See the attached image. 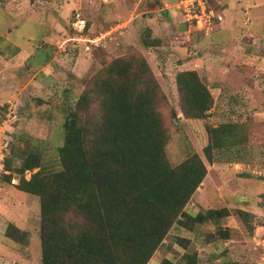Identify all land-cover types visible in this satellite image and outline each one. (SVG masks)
Returning <instances> with one entry per match:
<instances>
[{
    "label": "rangeland",
    "instance_id": "obj_1",
    "mask_svg": "<svg viewBox=\"0 0 264 264\" xmlns=\"http://www.w3.org/2000/svg\"><path fill=\"white\" fill-rule=\"evenodd\" d=\"M147 1L129 0L139 6L135 17L126 13L128 0L116 1L121 14L116 18L106 14L113 0H0V147L7 145L5 166L14 171L21 166L22 155L33 150L42 156L44 169H60L57 149L64 142L66 115L90 80L116 58L141 53L165 95L160 111L169 132L166 152L173 166L191 152L205 159L209 128L231 123L237 136L245 137L244 142L217 154L216 167L208 164L209 181L216 183L208 186L223 189L222 196L212 195L205 199L209 202L193 199L186 207L190 213L227 209L229 216L220 227L232 237L215 240L219 226L214 224L196 225L190 231L176 223L148 264H180L186 252H196L201 264L222 260L264 264V68L258 69L257 63L235 67L228 61L222 67L224 75L215 72L220 78L201 76L210 87L214 105L207 119L187 120L175 78L180 71L194 70L199 56L196 45L205 34L193 26L186 33L179 31L174 18H184L178 0H161L168 4L165 12L164 7L154 3L151 7ZM214 1L211 6L219 14ZM75 12L84 14L91 36L111 33L112 37L86 51L71 40ZM146 33L160 39V45L144 48L141 40ZM251 112L263 116L253 119ZM38 170L28 171L26 179ZM9 175L4 168L0 177V264H42L40 199L17 188L18 174ZM238 198L248 201L238 202ZM240 208L259 219L246 224L238 214ZM10 225L19 227L20 233L12 232L17 242L7 235ZM180 238L190 241L187 248L179 243Z\"/></svg>",
    "mask_w": 264,
    "mask_h": 264
},
{
    "label": "trees",
    "instance_id": "obj_2",
    "mask_svg": "<svg viewBox=\"0 0 264 264\" xmlns=\"http://www.w3.org/2000/svg\"><path fill=\"white\" fill-rule=\"evenodd\" d=\"M147 3L162 7L161 0ZM141 42L152 49L161 41L146 33ZM175 79L185 118L207 119L215 100L200 74L183 70ZM164 100L143 54L116 58L90 80L66 115L64 142L57 149L60 169H44L42 156L33 150L22 155L14 171L5 166L9 176H20V191L40 199L42 264H148L176 223L190 231L214 224L219 226L215 240L232 237L220 227L227 209L193 214L186 207L204 183L207 165L245 137L237 136L231 123L209 128L205 159L191 152L173 166L160 111ZM35 169L27 180L26 173ZM238 214L246 224L259 219L243 210ZM15 228L10 225L7 235L17 242ZM178 241L185 248L190 242ZM180 264L201 263L196 252H186Z\"/></svg>",
    "mask_w": 264,
    "mask_h": 264
},
{
    "label": "crops",
    "instance_id": "obj_3",
    "mask_svg": "<svg viewBox=\"0 0 264 264\" xmlns=\"http://www.w3.org/2000/svg\"><path fill=\"white\" fill-rule=\"evenodd\" d=\"M113 1H115V4L108 7L106 14L110 17L121 18V14L117 12L120 5L115 7L119 0ZM214 2L217 5L219 14L212 8L211 0L210 8L213 9L215 14L221 17V19H215L211 35H205V38L197 43L196 48H199V56L195 59L194 70H196L200 76H204L205 74L209 79H212L216 76L215 72L222 73L221 76L224 75L222 67L225 66L228 61L236 65L235 67H248L250 64L257 63L258 69L264 68V1L215 0ZM128 3L130 4L129 7L127 6L129 12L126 13H131L132 17H135L134 9H138L139 6L131 4L129 0ZM165 5L168 4L163 1L161 3L162 8L164 7L162 9V11L164 10L163 12H165ZM174 19L179 21V31L181 33H186L188 26L185 20H181L179 17ZM153 20L154 19H150V21L154 22ZM216 20H218V22L215 26ZM249 24L250 26H247ZM216 77L220 78V76ZM250 114L253 119L263 116L261 112H251ZM239 161L243 166L247 167V162L242 159ZM213 165L216 167V163ZM209 176L210 170L208 167V175L192 200L196 199L197 202H199V200H205L206 198L209 200L212 195L222 196L223 189L208 186L209 182L212 183V179L209 181ZM212 184L216 183L213 182ZM237 200L238 202L248 201L243 198H238ZM205 201L209 202L207 200ZM240 209L250 213L248 210L243 208ZM191 213L194 214V211H191Z\"/></svg>",
    "mask_w": 264,
    "mask_h": 264
},
{
    "label": "built area",
    "instance_id": "obj_4",
    "mask_svg": "<svg viewBox=\"0 0 264 264\" xmlns=\"http://www.w3.org/2000/svg\"><path fill=\"white\" fill-rule=\"evenodd\" d=\"M177 7L185 22L197 28L199 32L205 35H209L213 32L214 20L221 19V17H218L215 11L210 8V0H178ZM201 25L202 27L199 28ZM70 27L74 32V36L71 40L83 45L84 49L88 52L101 47L103 42L112 37L111 33L94 37L91 36L88 29V21L84 14L80 12L74 13L70 22ZM6 146L7 145H2V147H0V177L5 168L4 149Z\"/></svg>",
    "mask_w": 264,
    "mask_h": 264
}]
</instances>
